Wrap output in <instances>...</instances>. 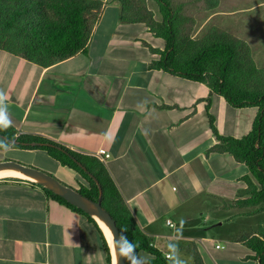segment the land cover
I'll list each match as a JSON object with an SVG mask.
<instances>
[{"label":"crops","instance_id":"obj_1","mask_svg":"<svg viewBox=\"0 0 264 264\" xmlns=\"http://www.w3.org/2000/svg\"><path fill=\"white\" fill-rule=\"evenodd\" d=\"M100 1L83 52L43 68L0 50V109L19 133L92 156L105 149L110 157L103 164L167 264L172 244L183 264H255L238 239L264 234L262 213L246 215L250 208L233 205L249 170L211 151L216 141L207 114L221 136L240 138L256 108H233L209 97L202 83L150 69L157 55L144 42L163 49V41L144 24L120 22L117 2ZM10 152L32 159L37 153L0 149V161ZM44 154L54 165L46 167L49 174L78 189L74 174ZM30 181L0 177V264H109L94 224ZM137 254L151 264V254Z\"/></svg>","mask_w":264,"mask_h":264},{"label":"trees","instance_id":"obj_2","mask_svg":"<svg viewBox=\"0 0 264 264\" xmlns=\"http://www.w3.org/2000/svg\"><path fill=\"white\" fill-rule=\"evenodd\" d=\"M154 1L159 21L154 20L139 0H118L120 22L143 23L153 37L163 41V49L144 42L157 55L149 68L202 83L209 89V97L218 95L233 108H256L251 130L240 138L221 136L208 112L207 117L216 141L211 151L228 153L249 170L250 175L242 178L246 188L238 191L233 205L250 208L246 215L264 213V67L256 65L247 42L217 27L194 38L189 33L190 27L185 26L180 5L173 7L170 0ZM205 3L208 9L217 6V0H205ZM102 6L99 0H0V50L43 68L66 60L85 51ZM0 139L7 142L6 146L0 145L2 150H40L72 172L77 193L95 203L100 198L101 207L115 221L118 233L127 230L124 234L136 244V253L151 254V264H167L138 227L105 165L96 157L44 137L19 133L11 124L0 129ZM30 183L40 186L47 197L94 224L102 235L110 264L109 248L95 219L39 183ZM238 242L254 252L246 259L264 264V234H244Z\"/></svg>","mask_w":264,"mask_h":264},{"label":"rangeland","instance_id":"obj_3","mask_svg":"<svg viewBox=\"0 0 264 264\" xmlns=\"http://www.w3.org/2000/svg\"><path fill=\"white\" fill-rule=\"evenodd\" d=\"M170 1L173 7L181 6V14L186 20L185 26L190 27L189 33L192 37H200L212 27L220 28L234 37L247 42L256 65L264 67V0H217V6L214 9L206 8L205 0ZM107 2H117L119 5L118 0H107ZM139 3L148 10L154 20H160L154 0H139ZM99 13L100 11L96 14L97 19ZM140 14L144 15L143 12ZM8 156L7 160L16 161L48 174L47 168L53 169L54 167L51 162L49 163L44 152L40 150H37L36 159L19 156L12 152L8 153ZM10 157L17 158V160ZM46 160L48 161V165L46 164ZM10 179L23 180L18 178ZM260 216H262L264 223V213ZM216 244L221 246L222 242L217 241L215 242Z\"/></svg>","mask_w":264,"mask_h":264},{"label":"water","instance_id":"obj_4","mask_svg":"<svg viewBox=\"0 0 264 264\" xmlns=\"http://www.w3.org/2000/svg\"><path fill=\"white\" fill-rule=\"evenodd\" d=\"M3 170H15L20 173H23L34 179V182L39 183L44 188L52 191L54 194L63 197L70 204L83 210L86 214L90 215L92 218H94V216H99L104 221L109 223L110 229L118 238L119 233L117 231L115 221L110 216V214L101 207L100 198L97 203L91 202L86 198L82 197L80 194H78L75 189L60 183L58 179L51 176L50 174L33 167L23 165L16 161H11V160L0 161V171ZM119 264H125V261L119 260Z\"/></svg>","mask_w":264,"mask_h":264},{"label":"clouds","instance_id":"obj_5","mask_svg":"<svg viewBox=\"0 0 264 264\" xmlns=\"http://www.w3.org/2000/svg\"><path fill=\"white\" fill-rule=\"evenodd\" d=\"M5 96L0 92V105L3 104ZM11 121L5 116L4 110L0 109V129H5L9 127ZM0 145H7V142L0 139ZM108 241L111 247V252L113 256V264H119V260L126 261L127 264H145L144 258L136 253V244L128 239L127 235L124 234L127 230L120 232L117 236L108 226ZM170 255L169 259L172 260L173 264H183L178 258V253L176 251L175 244L169 246Z\"/></svg>","mask_w":264,"mask_h":264},{"label":"bare ground","instance_id":"obj_6","mask_svg":"<svg viewBox=\"0 0 264 264\" xmlns=\"http://www.w3.org/2000/svg\"><path fill=\"white\" fill-rule=\"evenodd\" d=\"M13 176V175H15V176H24L25 174H23V173H20V172H18V171H15V170H7V171H0V177L1 176ZM27 176V175H26ZM27 177H29V176H27ZM29 178H31V177H29ZM32 179V178H31ZM34 180V179H33ZM94 219L98 222V224H100V226H101V228H102V230H103V232H104V234L106 235V237H107V240H108V231H109V229H108V226H109V223L108 222H106V221H104L102 218H100L99 216H94ZM109 228H110V226H109ZM108 243H109V241H108ZM110 246V245H109ZM110 250H111V247H110ZM112 253V252H111ZM113 257V256H112Z\"/></svg>","mask_w":264,"mask_h":264},{"label":"built area","instance_id":"obj_7","mask_svg":"<svg viewBox=\"0 0 264 264\" xmlns=\"http://www.w3.org/2000/svg\"><path fill=\"white\" fill-rule=\"evenodd\" d=\"M94 157H96L99 161H101L102 163H105V161L107 159H109L110 155L109 153L105 150V149H98L94 155Z\"/></svg>","mask_w":264,"mask_h":264}]
</instances>
